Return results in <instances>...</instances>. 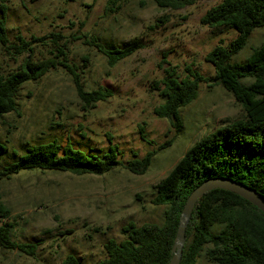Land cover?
<instances>
[{"label": "rangeland", "instance_id": "1", "mask_svg": "<svg viewBox=\"0 0 264 264\" xmlns=\"http://www.w3.org/2000/svg\"><path fill=\"white\" fill-rule=\"evenodd\" d=\"M219 2L197 0L171 9L154 0H0V18L4 5L12 41L17 35L31 40L60 33V44L65 45L69 63L82 71L85 88L104 86L113 91L108 100L84 109L63 67L25 82L16 93V109L0 119V143L7 147L0 169L29 146L54 140L100 159L112 141L124 165L157 151L144 174L118 166L102 175L36 169L0 179V204L10 211L5 221L13 225V239L38 245L34 255L0 247V264H63L68 255L91 264L107 256L105 244L110 239L125 238L122 228L129 222L163 223L167 207L152 204L154 185L195 142L245 114L233 94L215 83L214 65L206 60L221 40L228 45L237 36L235 28L202 23ZM93 38L110 49L138 39L143 48L110 66ZM261 44L264 27L251 33L231 61L244 62ZM55 53L56 45L48 38L33 44L31 55L41 59ZM25 56H11L0 45V73L17 69ZM172 69L179 80L190 70L210 79L200 82L197 98L181 108L179 132L170 120L155 114L164 102L160 82ZM242 81L248 84L252 79ZM167 141L172 142L159 150ZM198 264L216 263L202 252Z\"/></svg>", "mask_w": 264, "mask_h": 264}, {"label": "trees", "instance_id": "2", "mask_svg": "<svg viewBox=\"0 0 264 264\" xmlns=\"http://www.w3.org/2000/svg\"><path fill=\"white\" fill-rule=\"evenodd\" d=\"M154 1L161 8L171 9L184 8L197 2ZM1 12L0 45L11 56H27L17 69L7 74L0 73V119L16 109V93L25 82L38 80L59 66L72 77L84 109L93 108L98 102L113 96V91L104 86L93 90L85 88L82 71L77 65L69 63L65 45L60 44L63 39L60 33L33 36L31 40L17 35L12 41L7 34L4 5ZM201 21L210 28L228 26L237 30L236 38L228 45L221 40L208 52L206 60L214 65L215 83L233 94L245 114L195 142L171 171L154 185L152 204L167 207L163 223L137 225L129 222L122 228L125 238L121 241L110 239L105 244L107 256L91 264H169L188 197L209 178H231L264 196V44L256 47L244 62L231 61L232 56L247 44L251 33L256 28L264 27V0H221L205 13ZM48 38L56 45L55 55L33 59V44ZM92 43L107 58L110 66H115L143 48L138 39L115 49L106 47L96 38L92 39ZM84 59L88 63L89 58ZM244 79L252 81L244 84ZM209 80L193 70L179 80L172 69L160 82L163 87L159 92L164 102L155 109V114L170 120L179 132L182 127L181 108L197 98L199 83ZM142 136L145 138L144 134ZM171 142L167 141L159 150ZM6 152L7 147L0 143V158ZM156 152L150 151L144 157L135 158L124 165L118 160L119 147L112 141L104 158L100 159L90 157L69 143L62 145L54 140L29 146L24 155L0 169V179H9L22 171L36 169L75 175H102L118 166L135 174H144ZM14 154L18 156L16 151ZM9 214L8 208L0 204V247L34 255L37 243L13 239V225L5 221ZM185 236L180 264H198L202 252L216 264H264V212L231 190L216 188L205 193L195 205ZM63 264L81 263L76 256L68 255Z\"/></svg>", "mask_w": 264, "mask_h": 264}, {"label": "water", "instance_id": "3", "mask_svg": "<svg viewBox=\"0 0 264 264\" xmlns=\"http://www.w3.org/2000/svg\"><path fill=\"white\" fill-rule=\"evenodd\" d=\"M216 188L231 190L239 194L243 198L249 200L252 204L257 206L261 211L264 212V196L257 192L255 189L248 187L243 183L237 182L231 178L213 177L205 180L190 194L187 203L183 208L180 224L178 227L177 238L173 246L174 254L169 264L181 263L183 248L186 242V228L192 216L195 205L205 193Z\"/></svg>", "mask_w": 264, "mask_h": 264}]
</instances>
